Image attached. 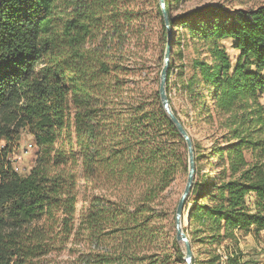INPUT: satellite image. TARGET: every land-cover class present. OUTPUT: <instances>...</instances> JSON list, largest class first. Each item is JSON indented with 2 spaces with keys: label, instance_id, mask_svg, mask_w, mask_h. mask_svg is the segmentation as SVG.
<instances>
[{
  "label": "trees",
  "instance_id": "trees-1",
  "mask_svg": "<svg viewBox=\"0 0 264 264\" xmlns=\"http://www.w3.org/2000/svg\"><path fill=\"white\" fill-rule=\"evenodd\" d=\"M164 1L171 110L187 132L219 131L209 148L191 138L192 264H246L241 238L264 232V4ZM168 37L158 0H0V264L70 240L77 264H185L163 203L188 171L159 97ZM23 130L37 152L20 176L8 157Z\"/></svg>",
  "mask_w": 264,
  "mask_h": 264
},
{
  "label": "rangeland",
  "instance_id": "rangeland-1",
  "mask_svg": "<svg viewBox=\"0 0 264 264\" xmlns=\"http://www.w3.org/2000/svg\"><path fill=\"white\" fill-rule=\"evenodd\" d=\"M202 4H212V5H221L228 10L235 9H253L260 5L264 4V0H190L186 4V8H193ZM226 50L230 56L231 63L234 64L238 57V52L234 50L231 46L230 41H226L224 43ZM260 103L264 104V93L260 97ZM175 107L177 110L179 109V105L177 102L175 103ZM188 132L194 142H198L202 145L203 148H209L211 145L210 136L217 135L219 131H217L216 125L213 126H205L200 124L197 128L188 127ZM31 136L27 130H23L20 135V139L13 149L12 153L9 155V162L15 172H17L20 176H25L31 167L34 165V161L36 158L37 149L34 145H32L31 150L28 154L24 155L23 161L20 164L13 163L12 157L13 155L21 154L28 143L31 142ZM4 143L0 144V150L4 147ZM214 161L211 157L209 159L207 177H215L219 173V169L213 165ZM204 172V171H203ZM206 172V171H205ZM187 177V175H186ZM186 177L178 178L175 183L168 189L167 193L164 194L163 203L165 205V209L169 213V219L175 214L172 213L174 207L179 203L180 196L182 195L184 185L186 182ZM195 178V177H194ZM80 199H83L81 194ZM83 203H80L81 207ZM165 210V211H166ZM176 213V212H175ZM169 223V220H168ZM183 227H186L185 216L182 223ZM174 231H175V221H174ZM264 233V232H262ZM180 246V245H179ZM80 246H76L72 240H70L63 248L58 247L43 258L38 261V264H77L75 254L76 249ZM181 247V246H180ZM240 247L243 250V260L246 264H264V236L261 234V238L259 241L255 242L251 237L247 236L241 238ZM182 249V247H181ZM183 251V249H182ZM194 259L198 258L197 249L193 248Z\"/></svg>",
  "mask_w": 264,
  "mask_h": 264
},
{
  "label": "water",
  "instance_id": "water-1",
  "mask_svg": "<svg viewBox=\"0 0 264 264\" xmlns=\"http://www.w3.org/2000/svg\"><path fill=\"white\" fill-rule=\"evenodd\" d=\"M159 6L161 11L163 12V18L166 25V28L169 32V37L167 40V46H166V53H165V59H164V67L160 73L159 77V97H160V103L166 114L168 115L170 121L174 124L177 131L181 135V137L184 139L186 148H187V154H188V171H187V177L186 182L184 185V189L182 192V195L180 196L179 203L176 209L175 213V238L176 242L182 247L183 254H184V262L185 264H192L194 259V253H193V247L190 241V238L188 235L184 232L183 226H182V204L184 200L189 195L193 183H194V177H195V164H194V151H193V144L191 137L187 130L184 128V126L180 123V121L177 119V117L174 115V113L171 110L170 103L166 94V81H167V68L169 63V52H170V38H171V32L168 22L167 14L164 10V0H158Z\"/></svg>",
  "mask_w": 264,
  "mask_h": 264
},
{
  "label": "built area",
  "instance_id": "built-area-1",
  "mask_svg": "<svg viewBox=\"0 0 264 264\" xmlns=\"http://www.w3.org/2000/svg\"><path fill=\"white\" fill-rule=\"evenodd\" d=\"M32 148V143H28L27 146L25 147L24 151L21 154L18 155H13L12 157V162L16 164H20L23 161L24 155L28 154V152Z\"/></svg>",
  "mask_w": 264,
  "mask_h": 264
},
{
  "label": "crops",
  "instance_id": "crops-1",
  "mask_svg": "<svg viewBox=\"0 0 264 264\" xmlns=\"http://www.w3.org/2000/svg\"><path fill=\"white\" fill-rule=\"evenodd\" d=\"M263 234V236H264V233H262Z\"/></svg>",
  "mask_w": 264,
  "mask_h": 264
}]
</instances>
